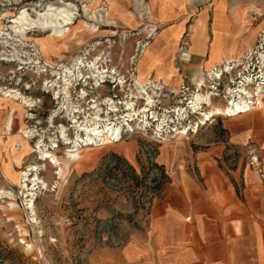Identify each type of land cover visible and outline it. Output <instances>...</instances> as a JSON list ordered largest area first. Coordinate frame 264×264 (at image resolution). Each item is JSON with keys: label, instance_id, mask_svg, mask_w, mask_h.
Returning <instances> with one entry per match:
<instances>
[{"label": "rangeland", "instance_id": "374dc122", "mask_svg": "<svg viewBox=\"0 0 264 264\" xmlns=\"http://www.w3.org/2000/svg\"><path fill=\"white\" fill-rule=\"evenodd\" d=\"M200 1L164 0L160 12L167 15L161 19L159 0H0V95L11 90L33 102L24 107L25 113L17 110L13 129L8 131L7 110L15 100L9 97L5 107L0 99V264H121L120 251L131 240V231L144 225L151 201L167 194L176 180L181 186L190 185L189 181L204 186L203 177L213 168L226 170L237 160L245 166L246 147L242 151L226 144L227 116H214L192 132L200 114L191 113L190 106L197 93L207 95L215 106H224L239 98L238 89L243 86L250 92L252 112L260 111L256 109L264 104V87L258 92L264 73V24L254 45L240 57L185 78L179 87H163L152 82L150 75L143 76L140 80L152 96L147 122L126 117L124 101L136 100L137 109L146 102L137 93L139 57L160 40L159 35L174 37V31L166 34L161 29L182 13L191 17ZM48 4L75 12L71 26L77 29L67 40L62 36L70 33L68 26L38 29L31 22L15 21L22 10L34 18V10ZM189 38L186 31L180 39L178 61L189 58L185 49ZM44 39L50 43L43 48L38 41ZM76 58L97 62L102 72L91 76L83 67L80 75L73 68ZM63 66L74 71L68 109L76 110L85 122L96 111L92 106L98 105L106 117L109 103L105 98L111 96L118 111L111 112L107 121L122 126L117 140L110 139L107 145L97 140L88 146L78 142L80 151L76 152L68 147L69 140L61 139L60 124L65 125L70 140L76 134L71 113L60 111L65 99L62 94L56 97L51 86ZM19 124L30 130V150L17 161ZM183 130L186 134L179 135ZM181 137L177 143L175 139ZM199 141L205 152L213 143L225 144L229 152L190 155L188 148L195 150L194 143ZM38 145L56 148L61 172L58 165L40 159ZM159 155L164 164L158 162ZM33 164L37 170L28 176H39L37 183L27 180L24 186L16 174ZM155 165L162 167L164 179ZM30 198L32 208L25 204Z\"/></svg>", "mask_w": 264, "mask_h": 264}, {"label": "crops", "instance_id": "0c3cea01", "mask_svg": "<svg viewBox=\"0 0 264 264\" xmlns=\"http://www.w3.org/2000/svg\"><path fill=\"white\" fill-rule=\"evenodd\" d=\"M158 15L162 19L167 14ZM263 24L264 0H201L191 17L182 13L161 29L175 36L159 35L152 43L150 57L142 63L143 76L163 87H179L185 78L240 57L254 45ZM186 31L191 33L185 47L189 58L178 61L176 51ZM263 109L227 116L225 123L226 144L243 151L254 143L264 164ZM194 144L195 150L188 149L195 157L229 152L223 143L211 144L206 152L203 142ZM158 159L164 164L160 155ZM229 165L209 170L204 186L192 181L181 186L176 180L167 194L153 199L144 225L131 231V240L120 251L121 264H264V178L241 160Z\"/></svg>", "mask_w": 264, "mask_h": 264}, {"label": "bare ground", "instance_id": "6f19581e", "mask_svg": "<svg viewBox=\"0 0 264 264\" xmlns=\"http://www.w3.org/2000/svg\"><path fill=\"white\" fill-rule=\"evenodd\" d=\"M162 4H163V1H162ZM159 10H160V8H159ZM34 11H35V17L34 18L33 17L32 18H28L27 16L29 14H28L27 10H22V12H20L19 16L15 19V21H17V22H25V23H28V24H30V22H31L38 29H45V28H50V27L63 28V27L68 26L70 33L68 35H65V36L63 35L62 36L63 38H66V40L73 33H75V29H77V26H71L72 20L74 18V14H75V12H73L72 9H68V8H65V7H55V6H52V5L48 4L47 6H45L40 11H38V10H34ZM84 25H81V26H84ZM194 27H196V26H194ZM26 28H27V26H26ZM7 34H9V33H7ZM38 42L40 43V45L43 48L48 43H50L46 39L39 40ZM5 46H7V44ZM63 47H65V45L62 46L61 49H63ZM150 48L151 47L148 46L146 48V51H145L144 55L139 57L138 62H137L138 75L135 78L138 87H140V89L138 90L137 93L140 94L141 98L145 99L146 102H145L144 105H142V108H140V109L138 108L137 109L135 107V104H136L135 101L136 100L134 101V100L130 99V100L124 101V104L126 106L125 109L128 110L127 114H126V117H128L129 120H133V121L141 120V121L147 122L146 112L149 110L148 106L151 105L152 96L150 95V92H148L149 90H147L144 87V82L145 81L142 82L143 80H140V79L144 75L143 72H142V63L145 61V58H149L150 57ZM7 60H10V59H7ZM96 63L97 62L92 61V60L84 62V61H82V59L76 58V59H74V62H73V68H75L78 71V73L80 75H82V73H81L82 68L85 67V68H87V69H89L91 71V76H93V75L96 76L95 73H94L95 71L97 73L98 72H102L101 70H99L98 65L96 66ZM63 67H64L62 69L63 73L59 74L57 77H55L51 81L52 82L51 86H53V90L55 91L54 94H55L56 97H58L59 95L62 94V99L67 100V98H69V96H70L69 95V89H71V87H72L71 76L74 75V71L72 69L68 68V67L67 68L65 66H63ZM57 73H59V72H57ZM260 76L263 78V81L262 82L260 81L261 83H259L258 92L263 90V87H264V73H261ZM87 77H88V75H85V78H87ZM121 82H122V80L119 79L118 83H121ZM80 92L83 95L86 94V91L84 89H81ZM241 93L245 94V95H248V97L247 98L243 97ZM3 94H5V96L1 97V95H0V99L4 100L5 107H6V103H7V100H8L9 97L12 100H15V103L11 106V108H9L7 110V117H6V120H5V126H6L7 130L10 131L11 129H13L12 128V124L14 122L13 119H14V117L15 118L17 117L16 116L17 115V110L20 109V110L23 111V113H25L24 107L25 106H32L33 102H32V100H28L27 98H25L26 96L23 97V95L20 92H13L12 93L11 90H6V91L3 92ZM257 95H260V94L257 93ZM134 96L136 98H140V96H136V95H134ZM110 97L105 98L106 102L109 103V110H107V111L105 110L106 111L105 112L106 115H104V116H106V117H103V115L100 114V108L98 107V105H93L92 108L96 109V111L94 112V115L92 117H90L89 119H86L85 122L79 120V117L75 114L77 112L76 110H69L68 109V100L66 102L64 100L63 105H62V109H60V111L61 112L62 111H66L67 113H71L70 118H71L72 123L76 127V134H75V138L70 140L69 137L66 135V127H65V125L64 124H60L59 125L60 137L65 143H67V141L69 140V143H71V145L68 146V147L69 148L71 147V149L73 151H76V152L80 151V149L77 147L78 146V142H83L84 143L83 145L88 146L90 143H95L97 140H102L101 144L102 145H107L109 143L110 139H114V140L118 139V137L120 136L121 130H122V126L120 125V123L119 124L115 123V122L111 123V122L107 121L109 119V114L111 112L118 111L117 105L115 104L114 100H112ZM238 97L239 98L237 100L231 99L230 103L229 104H225L224 106H215V105L212 104L211 100L209 99V97L207 95L201 94V93H197L196 96H195V99L191 101L192 104H191L190 108H193V109H191L190 112L191 113H198V114H200V117H199L198 122L192 124V126H191L192 127V132H196L198 130L199 124H203V125L206 124V121H210L214 116L235 117V116H239V115H243V114L249 113L250 111H252L254 109V107L251 106L253 102H252V100L250 98V92L247 90L246 87H243V86L239 87V89H238ZM202 103L206 105L205 109L202 108V106H203V105H201ZM263 107H264V104H261L259 109H263ZM197 109H198V111H197ZM152 114H153V112H152ZM139 117H141V118H139ZM18 126H19V130H18V134H17V137L15 138V140L18 143H20L21 147L19 149V155L16 156V160L20 161V157H21L22 153L24 151H26V150H30V146H29L28 141H27L28 137L30 136L29 133H28L30 130L27 129V128H24L20 124ZM178 133H180L179 135L186 134V130L185 131L183 130V132L180 131ZM13 150H14V148H13ZM38 151L40 152L39 155H40V159L41 160H43L45 162H48L52 166H55V164L58 165V170H59V172H61V167L59 166V159L57 158V156L55 154L56 148L51 150V149H47V148H41L40 145H38ZM36 166L37 165H34V164L33 165H29L28 167H26V169H24V171L19 172L18 174H16V178H18V177L20 179L23 178V184H24V181L30 180L33 183V185H35V182L37 183V179H38L39 176L37 177V176H35L36 175L35 174V175H33L32 178H29L28 175H29V171L37 170ZM39 181H40V179H39ZM24 186H27V185L24 184ZM29 190H33V187L30 188ZM25 204H26V206L28 208H32L33 207L31 198L28 201H26Z\"/></svg>", "mask_w": 264, "mask_h": 264}, {"label": "built area", "instance_id": "2783aa9c", "mask_svg": "<svg viewBox=\"0 0 264 264\" xmlns=\"http://www.w3.org/2000/svg\"><path fill=\"white\" fill-rule=\"evenodd\" d=\"M245 147V158L247 166L251 170L256 172L260 178H264V164L258 147L253 143H247Z\"/></svg>", "mask_w": 264, "mask_h": 264}, {"label": "trees", "instance_id": "16d2710c", "mask_svg": "<svg viewBox=\"0 0 264 264\" xmlns=\"http://www.w3.org/2000/svg\"><path fill=\"white\" fill-rule=\"evenodd\" d=\"M155 166H157V165H155ZM159 169H160V175H161V177L164 179L165 178V174H164V171H163V169H162V167L159 165V166H157ZM131 171L133 172V169L131 168ZM132 174V173H131ZM133 177H134V175H133ZM161 184L159 183V186H160Z\"/></svg>", "mask_w": 264, "mask_h": 264}]
</instances>
